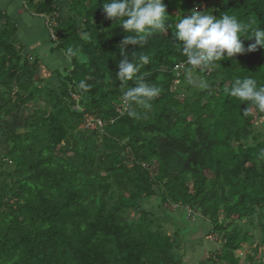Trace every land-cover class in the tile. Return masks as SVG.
<instances>
[{"label": "trees", "instance_id": "16d2710c", "mask_svg": "<svg viewBox=\"0 0 264 264\" xmlns=\"http://www.w3.org/2000/svg\"><path fill=\"white\" fill-rule=\"evenodd\" d=\"M67 1V19L46 27L51 53L67 64L56 89L36 81L37 61L16 48L14 25L0 28L3 114H26L20 132L5 129L0 155V264H174L173 239L141 211L151 198L209 222L216 264H240L234 253L245 246H254L246 264H264V112L228 91L240 77L264 84V48L192 69L190 78L186 67L175 70L186 58L173 40L175 15L192 8L264 28V0H164L166 31L124 49L130 59L150 57L138 75L161 89L150 107L136 106L139 118L126 114L116 77L128 33L105 18L103 0ZM26 3L48 22L58 13L53 0ZM201 80L207 88L194 85ZM87 117L101 127L84 128Z\"/></svg>", "mask_w": 264, "mask_h": 264}, {"label": "clouds", "instance_id": "9594fccd", "mask_svg": "<svg viewBox=\"0 0 264 264\" xmlns=\"http://www.w3.org/2000/svg\"><path fill=\"white\" fill-rule=\"evenodd\" d=\"M102 11L106 19L119 21L125 33H128L119 45L123 58L118 62L116 77L126 89L123 92L126 114L139 118L136 106L150 107L149 101L155 99L161 89L138 75L141 67L149 63L150 57L141 52L130 59L124 49L128 45L142 48L148 35L166 31L169 21L166 5L164 0H103ZM214 12L215 9L201 11L192 8L187 15H175L173 40L182 44L180 51L186 58L185 65L190 78L192 69L209 70L220 64L221 60L254 52L258 47L264 48V28L260 25L252 20L242 21L227 11L221 15H214ZM242 38H254V42L245 47ZM71 51L69 49V53ZM133 80L135 84L128 86V81ZM199 86L207 88L208 84L201 80ZM79 88L86 91L88 85L81 81ZM228 91L230 96L250 102L256 110L264 112V84H258L256 79L250 76L236 78Z\"/></svg>", "mask_w": 264, "mask_h": 264}, {"label": "crops", "instance_id": "0c3cea01", "mask_svg": "<svg viewBox=\"0 0 264 264\" xmlns=\"http://www.w3.org/2000/svg\"><path fill=\"white\" fill-rule=\"evenodd\" d=\"M53 4L58 9L56 14L58 17L64 9L68 8L67 0H64L62 10L58 8L56 0H53ZM46 20L45 16L32 14L27 8L26 0H0V28L6 23L14 25L13 41L16 48L25 58L34 59V54L38 55V70H41L38 77L41 79H47L48 75L52 78L54 74L62 72L58 68L61 66L59 54L51 53L52 43L48 36ZM4 97V91L0 89V150L2 154L9 146L4 135L5 129L14 131L12 127L16 123V118L20 117L4 116L2 110ZM156 217L164 231L166 230L174 241L172 250L174 264H216L215 254L219 250V244L216 236L211 234V227L207 220L197 214L189 219L188 214L181 210L171 215L159 217L156 215Z\"/></svg>", "mask_w": 264, "mask_h": 264}, {"label": "rangeland", "instance_id": "374dc122", "mask_svg": "<svg viewBox=\"0 0 264 264\" xmlns=\"http://www.w3.org/2000/svg\"><path fill=\"white\" fill-rule=\"evenodd\" d=\"M57 1V6H58V8H60V10H62L63 9V2H64V0H56ZM198 2H199V4L202 6V5H204L203 3L201 4V0H198ZM62 4V5H61ZM202 7H204V6H202ZM67 16H68V14H67V9H64L62 12H61V15L58 17V16H54V20L52 21H46V24H48L46 27H50L49 25H52V26H54V25H56V23H58V22H64L66 19H67ZM48 19V18H47ZM48 20H50V19H48ZM48 31V30H47ZM48 36H49V39H50V42H52V40H54L55 39V37H54V35H53V33H51V31H48ZM34 60L36 59V61L38 60V55H36V54H34ZM30 62H32L31 60H29ZM60 63H61V66H58V68H60V71H62L63 72V69H67V64H66V62L62 59V57H60ZM49 72H51V71H49ZM62 72H59L57 75L56 74H54L53 76H52V78L51 77H49V75H48V78L47 79H41V77H37L36 78V81H39L41 84H42V86H47V87H49V88H51V89H56L57 87H58V85H59V81H58V78H60V77H62L63 76V73ZM38 73L40 74L41 73V70H38ZM42 76V75H41ZM187 76L189 77V75L187 74ZM193 75L191 74V77H192ZM194 85L196 86V87H198L199 86V83L197 82V81H195V83H194ZM27 112H30V110L29 109H27ZM29 114V113H28ZM24 116H26V114H23V115H21L20 117H17L16 118V123L13 125V130L14 131H16V132H20V126H21V123H22V118L24 117ZM2 154V150H0V155ZM140 208H141V211L142 210H144V211H147V212H149L150 214H152L156 219H157V217H156V215L159 217L160 215L161 216H167V215H171V214H173V212H175V211H177V210H181V211H184L186 214H188V216H189V219L191 218V217H193L194 216V214H192L191 215V212L190 211H188V210H185V209H182V208H174L173 206H168V207H164V206H161L160 205V202H159V200L157 199V198H151L150 200H148V201H146V202H144V203H140ZM155 214V215H154ZM129 218L131 219V221H133V222H140L141 221V219H140V217H139V215H137V214H134V213H131L130 214V216H129ZM160 220H162V219H160ZM159 221V220H158ZM236 224L239 226V227H241L242 229H246L247 228V226L246 225H243L242 224V222H236ZM166 225H169V224H166ZM165 235H167L168 237H170V239H171V236L170 235H168V233H167V231L165 230ZM251 234H252V236H253V238H254V240H253V244H258V243H260V240H261V234H260V231H259V229L258 228H256V230H253V231H251ZM219 246V245H218ZM254 247V246H253ZM253 247H243V250H242V252H235L234 253V255H235V257L239 260V263L240 264H246V258H245V256H247V255H249V256H252V250H253ZM219 248H220V246H219ZM218 252H219V250H218ZM218 253H216L215 254V256L217 255ZM257 257H259L260 259H259V261L261 260V262H263V259H264V249H263V247H260L259 248V251H258V254H257ZM263 264V263H262Z\"/></svg>", "mask_w": 264, "mask_h": 264}, {"label": "built area", "instance_id": "2783aa9c", "mask_svg": "<svg viewBox=\"0 0 264 264\" xmlns=\"http://www.w3.org/2000/svg\"><path fill=\"white\" fill-rule=\"evenodd\" d=\"M186 67L185 63H181L178 66H176L175 70H183ZM125 104V102H124ZM77 108V107H76ZM78 109V108H77ZM97 127H101V123L100 122H94L92 119L90 118H86L85 119V125L84 128L88 129V130H94Z\"/></svg>", "mask_w": 264, "mask_h": 264}, {"label": "water", "instance_id": "95a60500", "mask_svg": "<svg viewBox=\"0 0 264 264\" xmlns=\"http://www.w3.org/2000/svg\"><path fill=\"white\" fill-rule=\"evenodd\" d=\"M36 78V77H35Z\"/></svg>", "mask_w": 264, "mask_h": 264}]
</instances>
